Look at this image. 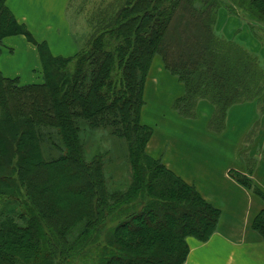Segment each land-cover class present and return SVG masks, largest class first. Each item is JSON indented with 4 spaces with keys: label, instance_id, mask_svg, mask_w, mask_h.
<instances>
[{
    "label": "trees",
    "instance_id": "trees-1",
    "mask_svg": "<svg viewBox=\"0 0 264 264\" xmlns=\"http://www.w3.org/2000/svg\"><path fill=\"white\" fill-rule=\"evenodd\" d=\"M221 10L264 47V0H112L94 7L70 56L36 42L0 0V51L6 36L23 35L42 75L21 83L0 71V264H185L187 238L209 239L220 209L148 154L152 129L140 110L157 56L183 84L172 105L179 115L193 118L206 100L208 127L220 132L232 105L254 102L258 119L242 149L253 140L264 116V56L217 31ZM85 128L124 141L125 188H109L106 153H85ZM47 142L56 154L44 152ZM241 156L246 171L230 177L264 200L251 177L257 160ZM251 227L264 238V209Z\"/></svg>",
    "mask_w": 264,
    "mask_h": 264
},
{
    "label": "crops",
    "instance_id": "crops-1",
    "mask_svg": "<svg viewBox=\"0 0 264 264\" xmlns=\"http://www.w3.org/2000/svg\"><path fill=\"white\" fill-rule=\"evenodd\" d=\"M66 4L67 0H6L8 9L36 42H46L53 55L70 56L75 47L64 18ZM245 23L222 12L216 29L226 38H239L249 50L264 56V47L252 40ZM156 57L144 83L140 110L141 123L152 129L146 150L220 209L216 229L208 240L187 238L185 264H264V238L251 227L255 215L264 209V200L229 175L230 170L246 171L242 152L259 156L264 144V116L253 140L242 149L244 137L258 119L254 102L232 105L220 132L208 127L213 106L206 100L198 101L193 118L179 115L172 105L183 94V84ZM0 71L6 77L35 82L41 72L36 45L23 35L6 36ZM251 177L264 192V160L257 162Z\"/></svg>",
    "mask_w": 264,
    "mask_h": 264
},
{
    "label": "rangeland",
    "instance_id": "rangeland-1",
    "mask_svg": "<svg viewBox=\"0 0 264 264\" xmlns=\"http://www.w3.org/2000/svg\"><path fill=\"white\" fill-rule=\"evenodd\" d=\"M110 1L112 0H67L64 18L67 21L68 28H71L70 41H72V44L75 47V52L84 42L86 35L90 30L88 19L90 18L91 12L94 7ZM222 12L226 11L221 10L219 13L222 14ZM221 34L223 35V33ZM156 59H158V57H156ZM35 75L37 76L36 73ZM26 81L27 80L22 79L20 82L32 83ZM40 81H42L41 72L38 73V77L36 78L35 82ZM81 137L82 142L84 143V148L86 151L85 153L91 155L95 152L106 153L105 168L106 175L108 177L109 188H125L130 179V168L126 157V146L124 141L111 137L108 131L103 130L102 128H85L81 133ZM47 146L48 149L43 146L45 149L44 152H48L49 150L51 155L56 154L49 143L47 144ZM253 157L257 160V162L259 160H263L256 155H254ZM16 214H18L17 208L14 209L13 216H16Z\"/></svg>",
    "mask_w": 264,
    "mask_h": 264
}]
</instances>
